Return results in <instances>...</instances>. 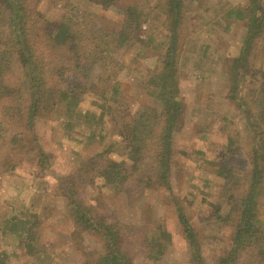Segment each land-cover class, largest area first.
I'll return each instance as SVG.
<instances>
[{
  "label": "rangeland",
  "instance_id": "374dc122",
  "mask_svg": "<svg viewBox=\"0 0 264 264\" xmlns=\"http://www.w3.org/2000/svg\"><path fill=\"white\" fill-rule=\"evenodd\" d=\"M15 1L28 14L36 12L33 15L46 25L75 8L99 36L112 34L106 55L122 66L112 62L108 71V65L96 61L85 97L76 106L61 104L40 111L31 130L24 129V119L18 115V108L27 112L26 95L0 98V264H96L103 255L102 240L84 229L74 239L73 233L80 228L74 220L75 210L80 206L96 207L101 215L106 212L117 219L125 217L139 235L160 230L163 259L149 260L147 245L144 241L139 246L140 240L132 252L139 264H216L233 232L232 225L218 217L228 211L222 188L234 187L235 180L250 175L247 155L254 144L245 127L244 110L230 92L229 69L233 57L241 53L245 23L225 16L230 7H245L249 0H183L185 9L175 26L164 0ZM260 2L264 5V0ZM129 5L135 18L124 24V10ZM173 29L178 36L175 56L184 115L173 136L171 192L155 189L142 204H135L124 191L114 194L103 189V179H96L94 184H77L79 206L70 202L59 192L61 178L73 174L84 158L109 142L121 141V125L116 121L119 112L136 116L148 104L159 107L143 80L165 50L162 42L168 46ZM248 70L238 84L240 96L257 111L264 104L260 103L264 99L260 92L264 32L257 37ZM114 71L119 81L116 96L110 94L113 81L107 78ZM22 75L16 71L5 77L15 93L24 94L18 90ZM21 131L26 138L19 146L14 135ZM37 146L45 153L43 158L35 150ZM112 152L111 159L123 157L120 150ZM260 201L264 205V193ZM177 209L190 220L194 241L185 236Z\"/></svg>",
  "mask_w": 264,
  "mask_h": 264
},
{
  "label": "trees",
  "instance_id": "16d2710c",
  "mask_svg": "<svg viewBox=\"0 0 264 264\" xmlns=\"http://www.w3.org/2000/svg\"><path fill=\"white\" fill-rule=\"evenodd\" d=\"M93 1L111 3L120 0ZM164 1L167 3L166 10L171 13L170 23L175 26L185 3L183 0ZM125 9L124 24H127L135 18V10L130 5ZM27 11L15 0H0V98L2 95L10 98L20 95L22 99L21 95H26L24 108L27 112L25 114L18 108V115L24 119V129L31 130L40 111L52 110L61 104L76 106L85 97L96 61L108 65V71L112 62L120 67L122 64L106 55V48L113 40L112 34L106 32L99 36L75 8L68 9L60 20L48 25L42 24L41 19L33 15L36 12L32 10L28 14ZM225 16L245 23L241 53L233 57L229 69L233 81L230 92L236 105L244 110L245 127L251 133L254 144L247 155L250 175L235 180L234 187L225 185L222 188L221 198L228 203V211L218 217L222 223L232 225L233 232L229 247L218 257L216 264H264V205L260 201L264 193V104H260L257 111L251 109L249 101L240 96L238 86L249 71L257 37L264 32V5L260 0H249L245 7H230ZM172 32L168 46L162 42L166 48L143 80L147 92L158 99L159 107L148 104L136 116L125 110L119 112L116 121L121 125V141L109 142L103 149L84 158L73 174L61 178L59 192L70 202L77 204L78 183L94 184L96 179H103V189L114 194L124 191L125 196L131 202L134 200L132 203L135 204H142L147 193L155 189L163 188L171 192L175 161L173 136L184 115L175 56L178 36L174 29ZM16 71L23 73L18 81V90L24 94L15 93L16 89L5 81V77ZM107 78L113 81L110 94L116 96L119 93L117 75L108 72ZM260 90L264 95V73ZM256 101L253 100L255 104ZM261 101L263 103L264 99ZM14 136V142L19 146L20 141L26 138L24 131ZM34 139L37 138L34 136ZM35 150L40 158L45 156L41 147L37 146ZM116 150L122 151L121 160L109 156ZM177 212L185 236L194 241L192 225L186 213L179 209ZM75 213L74 220L80 228L73 233L74 239H78L84 229L103 242V255L96 264H139L132 252L138 247L135 243L140 240L139 246L144 241L147 245L145 256L149 260L159 261L165 255L160 230L141 232L139 235L125 217L117 219L106 212L101 215L93 206H80Z\"/></svg>",
  "mask_w": 264,
  "mask_h": 264
}]
</instances>
